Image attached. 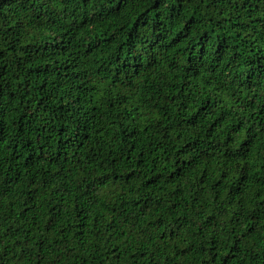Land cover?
Listing matches in <instances>:
<instances>
[{"label": "trees", "instance_id": "obj_1", "mask_svg": "<svg viewBox=\"0 0 264 264\" xmlns=\"http://www.w3.org/2000/svg\"><path fill=\"white\" fill-rule=\"evenodd\" d=\"M0 264H264V0H0Z\"/></svg>", "mask_w": 264, "mask_h": 264}]
</instances>
